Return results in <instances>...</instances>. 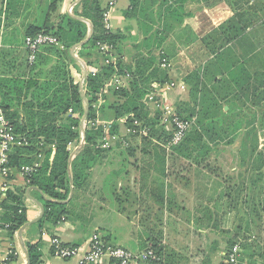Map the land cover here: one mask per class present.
<instances>
[{
	"label": "crops",
	"instance_id": "crops-1",
	"mask_svg": "<svg viewBox=\"0 0 264 264\" xmlns=\"http://www.w3.org/2000/svg\"><path fill=\"white\" fill-rule=\"evenodd\" d=\"M53 1L0 0V77L28 79L36 76L37 68L32 69L28 61L24 39L30 27L44 25ZM96 1L102 9V21L105 12L108 16L107 27L103 21L104 27L122 36L119 43L122 62L133 65L136 58L146 56L148 49L143 44L145 27L141 20L123 16V12L130 7V0H124L121 7L116 6L118 0ZM160 1L156 0L151 10L158 11ZM261 1L185 2L183 9L189 16L181 24H174L170 32L164 33L166 39L163 44L152 49L160 68L166 70L168 80L164 83L152 81L142 99L149 117L157 118L164 130H171L165 107L182 115L194 109L192 117L199 129L212 126V131L235 132L237 135L258 126L256 119L261 116L264 106V82H261L264 78V16L259 6ZM81 10L82 5L76 0H60L50 16L49 24H55L61 15L74 16L85 23L86 38L90 26L92 33L94 26L88 18L75 14ZM158 25L159 22L152 24L153 29L148 34ZM217 36L232 38L226 39L222 45H213ZM49 46H42L37 52L42 61L39 68L44 71H48L58 60ZM54 46L63 47L61 44ZM71 47L69 53L72 60L68 62V68L74 82L78 86L81 84L84 94L86 76H83L82 63L86 65V62L78 54L80 46L74 48L76 58L71 54ZM107 47L108 57L100 62L90 49L84 50L90 53L87 59L93 62L86 65L87 74H95L103 64L116 63L115 52L109 45ZM160 53L164 54L161 59ZM116 78L119 79L117 83ZM127 78V74L124 77L114 74L104 81L98 93L93 125L102 128L103 137L95 146L99 149L98 156L82 188H74L70 172L71 161L83 149L77 150L82 139L81 127L79 141L68 145L70 192L64 201L68 209L64 220L56 224L46 220L42 226H38L42 202L49 198L39 188L28 186L25 174L11 165L9 190L21 196L26 207L27 225L20 232L24 223L12 237L8 235L6 227L0 228V263L13 252L15 260L9 264H25L26 252L29 256L27 245L35 244L40 264H82L80 260L88 248L90 237L98 233L107 243L131 251H141L156 244L160 249L158 259L141 264H220L224 263L229 232L234 228L251 227V222L244 223L241 217H236V212L242 209L237 203L238 192L243 190L247 180L242 167L245 159L241 152L232 156L211 155L210 148L215 143L231 146L234 145L232 140H206L204 152H193L191 156L174 153L171 172L157 168L159 163L165 164L162 158L135 155L137 151L147 153L148 144L142 139L130 143V138L135 134L129 132L125 125L126 117L116 119L113 110L106 105L100 109L103 104L113 101V89L125 85ZM16 110L23 116V109ZM248 116L252 117V124L247 125ZM197 119H200L198 123ZM114 122L118 128L112 132ZM85 126L84 121V129ZM25 144L27 142L18 146ZM127 147L130 149L126 153L130 155L116 156L117 151L123 154ZM259 148H262L260 142ZM30 157L32 163L29 166H38L43 154ZM214 161H219L218 164L233 162L235 166L232 169L236 170V175L215 173L212 168ZM233 196H236V202L231 199ZM230 212H233V219L229 220ZM53 238L64 245L78 248L80 253L68 259L55 257L51 247ZM250 240H244L241 245L242 264H246L243 262L248 250L245 246L252 242ZM261 253V260L252 263H264V248ZM98 264L114 262L104 258Z\"/></svg>",
	"mask_w": 264,
	"mask_h": 264
},
{
	"label": "trees",
	"instance_id": "trees-1",
	"mask_svg": "<svg viewBox=\"0 0 264 264\" xmlns=\"http://www.w3.org/2000/svg\"><path fill=\"white\" fill-rule=\"evenodd\" d=\"M59 1L54 0L49 5L46 22L43 26L30 27L27 30V35L43 32L57 37L63 47L50 45L49 49L57 55L58 60L48 71H44L39 68L42 61L39 54H36L35 60L31 63L32 69L37 68L36 76L28 79L13 76L0 77V109L13 125L15 132L27 142V145L16 146L12 149L11 165L18 168L29 165L32 163L30 156L37 153L43 154L40 164L34 167L33 171L24 175L28 186L39 188L49 198L42 202L44 214L38 221V226H42L46 220L56 224L64 220L68 213L67 203L64 202L70 192L68 179L70 150L68 145L79 141V123L84 114L85 143L83 149L70 163L74 188L84 187L90 169L96 162L99 149L95 146L102 141L103 133L101 127L93 125L97 110L95 104L98 93L107 78L114 74L122 77L128 75L125 85L113 89V101L103 104L100 109L106 105L113 110L116 119L125 116V125L129 130L137 131L134 121H137L141 127H147L149 131V135H146L147 138L157 132L156 130L161 128L164 130L159 125L157 118L149 117V111L142 102L152 81L164 83L168 80L166 70L160 68V62L152 54V49L159 48L163 44L166 39L164 33L170 32L174 28V24H181L184 18L189 16L183 9L187 0H161L159 10L156 12L151 10L156 0H130V7L123 12V16L141 20L140 23L145 27L143 44L148 49V54L136 58L133 65H126L120 56L119 43L122 36L112 33L104 27L102 9L96 0H81L82 10L75 14L88 18L94 26V32L86 43L80 46L79 56L85 59L87 66L91 65L93 62L87 59L90 53L84 52L85 49H90L97 55L98 62L104 61L109 52H101L98 43L109 45L117 56L115 64H103L95 74L88 72L86 75L84 95L87 111L85 112L80 88L71 77L68 62L72 60L69 53L70 47L85 38L87 27L84 22L67 14L58 16L55 24H49L50 16L56 10ZM157 22H159L158 27L148 34L153 29L152 24ZM159 57L161 59L164 54L160 53ZM261 82H264V78L261 79ZM18 108L23 109V116L17 113L16 109ZM72 114H78V116L74 117ZM178 114L182 118H189L194 112L189 115H182L179 112ZM199 120L197 119L196 123ZM117 126L118 124L114 122V128L111 131L115 132ZM160 133H164V131ZM146 136L142 138H146ZM235 136V132L212 131V126L206 129L191 126L181 142L170 148L171 154L191 156L193 152L203 153L207 148L206 140L216 142L228 137L227 140L231 141ZM170 137L171 135L168 139ZM253 148L256 149V142L253 144ZM127 149L130 148L127 147ZM0 222V228L7 224L6 229L10 237L27 222L26 207L21 196L15 191L8 189L6 196L1 201ZM150 247L159 256V247L156 244H152ZM27 248L29 264H38L37 245H27ZM13 260H15L14 254L10 252L0 264H9ZM240 263L242 264L241 260Z\"/></svg>",
	"mask_w": 264,
	"mask_h": 264
},
{
	"label": "rangeland",
	"instance_id": "rangeland-1",
	"mask_svg": "<svg viewBox=\"0 0 264 264\" xmlns=\"http://www.w3.org/2000/svg\"><path fill=\"white\" fill-rule=\"evenodd\" d=\"M124 0H118L117 5L118 7H121ZM261 7V15L264 16V0L263 2H260ZM119 11V10H118ZM245 25V24H244ZM232 37H224V36H217L215 40H213V45H222V42H224L226 39H231ZM193 112V110H191ZM190 114V113H189ZM187 114V115H189ZM179 115V114H178ZM193 116V115H192ZM186 117L185 119L187 122H191V126L194 127V120L193 117ZM181 117V116H180ZM184 118V117H183ZM247 118V125L252 124V117L248 116ZM257 120V121H256ZM256 123L258 126L254 129H251L246 131H241L237 133V135L232 140V143L234 145L226 146L228 144H221V143H215V145L211 146V155L213 157H216L219 155H225V156H232L236 155V153L241 152V156L245 159V162L242 164L243 171L246 173L247 180L246 184L243 188V190H239L238 192V198L237 203L239 206L242 207L240 212H236V217L238 216V219L241 217L244 223L251 222V227H241L240 230L237 228H234L233 231L231 230L228 234V243L227 248L229 246L234 245L235 243L239 242L240 247L241 244H244V240H247L248 238H251L250 241H252L250 244L246 243V249L247 254L245 255V259L243 262L246 264H250L252 262L256 263L259 262L262 258L261 252L264 248V106L261 109V116L256 119ZM85 121V119H84ZM256 129V131H255ZM153 135H149V131L146 135H141L135 132L133 138H130L131 141L141 139L148 144V152L147 153H140L137 151L135 155H153L157 158H162L165 164H158V169H166L168 172L172 171V154L171 149L167 147L168 137L171 135V130H156ZM164 131V133H160ZM162 134V135H161ZM165 134V135H163ZM224 136V134L222 133ZM146 136V138H142ZM225 140L228 139L224 138ZM257 141L256 149L253 148V144ZM238 142L239 144L235 143ZM261 143V147L258 149V144ZM231 143V144H232ZM124 150V149H123ZM128 149L124 150L123 154L120 153V151H117L116 156L122 157L126 155H130V153H126ZM255 160H254V159ZM162 161V160H161ZM219 162V161H218ZM218 162L214 161L212 168L215 173H220L224 176L228 175V173H233L236 175V170L232 169L235 165H233V162L230 163V161H227V163H221L218 164ZM166 166V167H165ZM240 191H243L240 193ZM233 199V202H236V196L231 197ZM230 219H233V212L229 213ZM235 216V213H234ZM245 225V224H243ZM242 225V226H243ZM126 248V247H124ZM226 248V249H227ZM131 251V250H130ZM253 251H256V254H253ZM132 252H139L138 251H132ZM242 252V248H241ZM249 252H252L249 254ZM224 258V256H223ZM241 260V256H240ZM241 264V263H240Z\"/></svg>",
	"mask_w": 264,
	"mask_h": 264
},
{
	"label": "built area",
	"instance_id": "built-area-1",
	"mask_svg": "<svg viewBox=\"0 0 264 264\" xmlns=\"http://www.w3.org/2000/svg\"><path fill=\"white\" fill-rule=\"evenodd\" d=\"M108 16L106 12L103 14V21L107 27ZM44 45H60L57 37L43 32H38L35 35H27L24 39V46L28 51V61L32 63L35 60L36 54L39 49ZM1 46V44H0ZM101 52L108 51L106 44H99ZM109 61V60H107ZM106 61V62H107ZM115 79V83L118 82ZM167 120L171 125V137L167 142V147L172 148L181 142L186 133L191 128V122H187L185 118L180 117L176 112L171 111L169 107H165ZM137 126V133L146 135L148 132L147 127H141L137 121H134ZM135 133V130H129ZM24 138L17 134L11 122L0 110V212L1 201L6 196V192L10 185L11 162L10 154L14 147L24 143ZM35 165H24L19 169L23 174H28L33 171ZM1 223V222H0ZM7 227V224L4 225ZM51 247L53 255L57 258L68 259L80 253L76 247L64 245L59 239L53 238L51 240ZM225 264H240L241 247L239 242L229 246L224 252ZM104 258L113 260L114 264H141L145 261H156L158 259L155 251L149 246L139 252H132L124 247L112 245L107 243L98 233L90 237L88 248L83 254L80 262L98 264ZM40 264V263H38Z\"/></svg>",
	"mask_w": 264,
	"mask_h": 264
},
{
	"label": "water",
	"instance_id": "water-1",
	"mask_svg": "<svg viewBox=\"0 0 264 264\" xmlns=\"http://www.w3.org/2000/svg\"><path fill=\"white\" fill-rule=\"evenodd\" d=\"M80 2V0H76V3ZM92 27L90 26V32L89 34L87 35V37L85 39H83L82 41L72 45L71 47V54L75 57L73 51H74V48L75 47H78V46H81L82 44L86 43V41L90 38L91 34H92ZM76 58V57H75ZM83 65V68H84V72H83V76L85 77L86 74H87V68H86V65L84 63H82ZM79 88H80V91L84 97V94L82 92V86L81 84H79ZM85 99V97H84ZM85 104H86V109H85V112L87 111V102H86V99H85ZM84 118H85V114L82 116V119L80 121V127H81V133H82V139H81V143L78 145L77 147V150L81 149L83 146H84V143H85V140H84V137H85V130H84ZM71 194H72V188H71ZM71 196V195H70ZM69 196V198H70ZM44 214V209H43V206H41V213H40V217H42ZM27 225V223H25L20 229L19 231L21 232L22 229ZM25 264H29V256H28V253L26 252V263Z\"/></svg>",
	"mask_w": 264,
	"mask_h": 264
}]
</instances>
